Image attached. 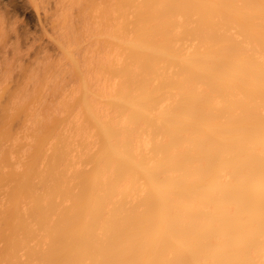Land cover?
Masks as SVG:
<instances>
[{
  "label": "bare ground",
  "instance_id": "bare-ground-1",
  "mask_svg": "<svg viewBox=\"0 0 264 264\" xmlns=\"http://www.w3.org/2000/svg\"><path fill=\"white\" fill-rule=\"evenodd\" d=\"M78 1L69 6L86 5ZM114 2L130 31L124 38L119 24L112 29L127 60L112 61L122 81L110 103L120 118L102 120L87 99L94 95L80 96L98 140L80 154L88 168L70 159L63 136L51 133L58 140L47 147L46 125L40 136L30 132L36 139L24 157L16 153L21 164L0 147V264H256L264 256V0ZM4 13L2 38L13 18ZM70 23L53 24L63 48L80 37ZM7 37L0 61L17 52ZM139 123L148 150L137 140Z\"/></svg>",
  "mask_w": 264,
  "mask_h": 264
},
{
  "label": "rangeland",
  "instance_id": "rangeland-1",
  "mask_svg": "<svg viewBox=\"0 0 264 264\" xmlns=\"http://www.w3.org/2000/svg\"><path fill=\"white\" fill-rule=\"evenodd\" d=\"M42 1H40V0H0V6H1L0 12L1 13L5 12L4 15L2 14V16L5 17L6 15H8V16L10 14L13 15V18L9 20L10 26L8 25V23L6 24V22H5V24H6V26L8 25L7 26L8 29L11 28V26H12V28L10 29L8 34H11V40L10 41H12V43L16 42L15 44L17 45V49H16L17 52L15 50L16 54H14V53H13L14 55L9 54V52H11V51L7 50L8 54L6 53V55H8V58L6 57V55H4L2 58V61H0L1 62L0 63V129L2 130V132L3 131L7 132V134L6 133L2 134V132L0 134V147L5 148L7 146L8 155H9V153H11L12 155L11 154L10 155L12 156L13 159H15L13 161L16 162L17 159L20 160L22 158L21 156H20L21 157L20 158L19 155H23V157H24L25 151H26V153L28 152L27 147L29 148V146L31 144H34V143H32L33 141L30 142V140L34 139V141H35L36 138L35 137L30 138L32 136L30 134V132L33 134L34 132L37 133V131H38L37 136H40L41 135L40 132H42L41 130H43L45 128V125H46V126H48V128H46L44 130H46L48 133V136H50L49 139H47L49 142L46 140L49 143V144L48 143L46 144L47 147H48V145H50L51 147L49 149H51L53 147V145H55L56 141L58 140V138H56V137L57 136L60 137V135L63 136V138H65L68 141V144L70 143L69 144L70 147L68 146L69 148H71V150H69V148H68V151L70 152V154H68V155L71 156L70 159H72L73 161H75L79 164V162H81L82 159L84 158V156L80 157V154L83 153L82 151L90 150L89 152L91 153L93 150L97 149V147H98L97 146L98 145L97 135L93 134L95 131L94 126H89L91 124L86 123L87 120L85 119L86 118L85 113H84L85 111L83 108L84 107V105H83L84 101L82 100L84 98L85 94H83V92L84 91H87L88 93L90 92L89 94H91V96L94 95L96 97V98H94V96L90 97V95L88 94L89 97H87V99L88 100L90 99V101H89L90 104L93 105L95 112H97L98 115H101L100 118L102 120L106 121V119H107V121H108L112 118L113 119L115 118V120L120 118V116L116 115V113L118 114V111L110 103V98L113 95V93L116 91V89H117L116 87H118V85H117L118 82L120 81L119 82V84H120L122 80L118 79V78H120V77H118V76H120V74H118V73L116 74L115 72L113 73L112 71H114V68L118 69V67H116L118 64H120L121 62H125L127 60H125V58H124L125 57L124 52H123L124 49L121 51V49H120L121 46L116 47L117 46V45H115V44H117L116 39L114 41H113V39L116 38L117 36H119L120 33H123V35L126 33L127 37H125L126 35H124V38H128L130 36V31L127 29H123L121 27L122 26V20H121L120 16L117 15V13H116L117 10L115 12V7L117 6V4H116V6L113 7L115 0L114 1L113 0H104V1L100 0L101 3H103V5L99 3V0H95V1L86 0V2L88 1V3H89L88 5L90 7L83 0L86 4V5H84V3L81 0L80 2H82V5L84 7L86 6L85 8L84 7L81 8L82 5H77L76 2H74V4L73 3L71 4V6L73 5V7H75L74 5L76 3V5L79 6L78 8L79 9L81 8L80 9L81 11L76 10V9H78L77 7L72 8L71 6H69L70 5L69 0L63 1L65 4L63 2H62V4H64V5H62L60 2L55 3L53 0H51L50 2H49V0H42ZM10 2H11V4H10ZM68 2H69V4H68ZM80 2L78 1L79 4H81ZM90 2L93 4H90ZM3 3H5V4H3ZM49 3H51V4H49ZM66 3H67V5H66ZM58 4L60 6L65 7V9L63 7H60V8H63L62 10L64 13L62 12V10H60L58 8L61 12L59 14L63 13V15L66 14L65 16L68 15V19H66V17H65V19H63V21H62L61 18L60 19L58 18V16H59V14L57 15V12L59 11L57 9ZM99 4L101 5V7H99V10H96L98 8V6H100ZM50 5H52V6H50ZM55 6H56V8H54ZM5 7L7 9H5V11H4L3 9ZM44 7H45V9H43ZM92 8L93 9L95 8V11ZM105 9H106V12H105ZM127 9H124V10H127ZM54 10H56V11H54ZM89 10L90 11L92 10L93 12L91 11V13H90ZM101 10H104V12L107 14V16H104ZM6 11L9 14H6ZM119 12L120 11L118 10V13ZM61 17L63 18L62 15H61ZM88 18H90V20ZM48 20H50V21H48ZM64 20H65L66 24L67 23L69 24L71 22L70 27H72L71 30H73V31L70 32V35H71V33L74 32L73 35L75 34V36H76L77 34H79L77 32H80V35H79L80 37L76 36L78 43H74L73 42L74 40H73V41H71L70 45L64 44V48H63V46H61L60 43H57L58 41L60 42L59 37H57L56 35L54 36L55 33L58 36H60V35H59V33L55 32L56 29L54 30L53 24L55 25V23H57L56 25H58V24L61 25L64 23ZM78 20H79V22L82 20L80 22L81 24L78 22ZM78 24H80V27L82 29H84L83 26L86 25L87 27L85 26V28H87L88 30L90 29L91 32L90 33L88 32L89 34H87L86 31H88V30L87 29H85V31L82 30ZM117 24L120 25V28L122 30L119 34H118V32H116L117 35L115 33L114 38H112V36L114 34L113 30L115 29ZM13 25H16V26L13 27ZM90 25H91V27H90ZM113 26H114V28H113ZM54 27L57 28V26H54ZM14 30H16L17 32L14 33ZM57 30H58V28H57ZM118 30H119V28H118ZM82 31L84 32V34H86L85 36L81 35V34H83ZM99 31H101L103 36L101 35V33ZM107 32H109V33H107ZM105 33L106 34L112 33V35L110 34L111 38L109 35L106 36ZM0 35H1V33H0ZM7 35H6V37H7ZM55 37L58 38V40H56ZM0 38H1L0 42H2L3 39H5L4 37L2 38V36ZM8 38H10V37L9 36L7 37V40L9 41ZM122 38H123V36H122ZM117 39H118V37H117ZM120 40H121V37H120ZM105 42H107V43H105ZM113 42H115L114 43L115 46L113 45V47H112ZM73 43H74V45H72ZM108 43L109 44L111 43L110 44L111 47L109 46ZM75 44L76 45L79 44L78 45L79 47L75 46ZM115 47H116V49L113 50V48H115ZM9 48L11 49V45H9ZM71 48L73 51L71 50ZM74 48L76 49L75 51H77V52L74 51ZM109 48L110 49L112 48L111 51ZM70 52L72 54L73 53H75V54L71 55ZM3 54H5V52ZM86 54H87V56H86ZM1 55H0V57H1ZM105 56H107V58L109 60V62L107 61L108 63L106 62L108 68L105 65L106 63L104 62L105 60H107ZM108 56H110V57H108ZM99 57H100V59H99ZM102 57H105V58L102 59ZM126 57H127V55H126ZM76 58L78 59V61H76L77 60ZM111 58H112V60H111ZM7 59H9V60H7ZM101 59L103 60L104 63H101L102 62ZM0 60H1V58H0ZM4 60H6L8 62L4 63V62H6ZM9 61H11V62H9ZM74 61H75V63H74ZM87 61H88V63H87ZM97 61H99V62H97ZM112 61H115L114 63H117V65H115L113 67L114 63H112ZM117 61H119L120 63ZM38 62H41L42 64H40ZM76 62H78L80 65H82V66H80L79 64H78L79 66L77 65L78 66L77 68L80 71L78 69H77L78 70L77 71L75 68V65L77 64ZM85 63L89 66V67L87 66L88 68L86 66H84V65H86ZM101 64L103 65L102 67H100ZM121 64H123V63H121ZM46 65H48V67ZM104 66H106V68ZM118 66H120V65H118ZM81 67H83V68H81ZM34 69H36V70H34ZM107 70H109V71L111 70V71L109 72ZM35 71H36V73L38 72V74L40 76V77L38 76V79H36V77H32V75L36 74ZM83 71L87 72V75L85 77H84V75L86 72L84 73ZM93 71H94V73H93ZM78 72H79V75H78ZM82 72L84 74L83 78H82V75L80 74ZM96 72H97V74H96ZM107 72L110 73V75ZM29 73L30 74L32 73V75H30ZM42 73H44L43 76L47 77V78L44 77L46 79L42 78L43 76L41 77ZM106 73L108 76H106ZM80 75H81V78H79ZM111 75H112V77H111ZM114 75H115V77H114ZM35 76H37V74ZM53 76L55 77V82L57 80V82L61 85V87L59 86V84L57 85V87L59 86V88H60L58 90L56 87L57 82H56V84H54L55 82L53 80H49V78L54 79ZM116 77H118V78L115 79ZM29 78H31V80H29ZM39 79H41L40 81H42V80L44 82L46 81L45 85L47 83L48 84L46 86H41V85H44V84H41L39 87V84L35 83V81H37V83H38ZM60 79L62 82L59 81ZM79 79L80 80L83 79L82 81H84V83H86L87 81L88 82H87V84H84ZM43 81L41 83H43ZM52 81H53V83H52ZM114 82H116V83L114 84ZM84 86H86V87H84ZM81 87H83V88H81ZM87 87H88V89H87ZM112 87H115V89L114 88L112 89ZM83 89H85V90H83ZM111 89L115 90V91H113V93H111L112 95L109 94L110 93L109 91ZM112 90H111V92H112ZM94 91H95V93H97V92L98 93L95 94ZM80 92H81V94H83V97L80 94ZM101 94H104V95H101ZM80 96L82 99L80 98ZM103 96H105V97H103ZM79 99L82 102L79 101ZM92 102H94V104ZM163 102H162V105L165 104V102L164 103ZM108 103L110 105H112L113 107L109 106ZM159 105H160V107L162 106L160 102H159ZM1 106H3L4 109H2ZM2 110H5V111H2ZM115 110L117 112H114ZM2 112H3V114H2ZM115 115L117 116V118ZM35 116H37V118ZM113 116H115V117H113ZM51 117H52V121L54 119L52 124L50 122ZM33 118H34V120H33ZM125 118L126 117L123 116V119H125ZM41 119H42V121L39 122ZM56 119H58V120H56ZM35 120H37V121H35ZM85 120H86V122H85ZM33 121L36 123H34ZM55 121H58V122H56V124H54ZM41 124H43V126H41ZM53 124L56 125L55 126L56 128H55V130L53 128L52 129L54 131L58 130L55 133H53L54 131L51 130V127H53L52 126ZM143 124L144 125H141V123H139V126H136L135 133L138 134L137 137L139 136V138L137 139V137H135V136L134 137H135V139L139 140L138 142L140 143V145L141 144L144 145V146L141 145L142 147L146 148L147 146H150V145H146V143L147 144L150 143V141H149L150 134H148V135L145 134V133H149V131L147 132V130L145 129L147 127V125H145V123H143ZM35 126L37 128H35ZM92 127H93L94 131H92ZM139 127L141 129H139ZM143 127H144V131H143ZM8 132L10 133L11 136H9ZM60 132L62 134H59ZM51 133L55 134L56 137L54 135H53L54 137H52ZM95 133H96V131H95ZM33 135L36 136L35 133ZM146 135H147V138H146ZM51 137H52V139L53 138L54 139L53 140L50 139ZM50 140H52V141H50ZM146 140L148 142H146ZM138 142H136V143L138 144ZM3 145H5V146H3ZM93 146H94V148H93ZM20 147H21L22 151L19 149ZM22 147H24V148H22ZM17 148L19 149V151H21L20 153H22V152L23 153L20 154ZM85 148H87V149H85ZM12 149H13V152H12ZM24 149H27V150L24 151ZM0 150H1L0 152H2L3 150H6V149L0 148ZM9 150H11V152H8ZM147 150H148V147H147ZM16 153L19 155H17ZM85 153H86V151H85ZM0 154H2V153H0ZM0 157H1V155H0ZM78 158H80V159L78 160ZM22 159H24V158H22ZM83 161H85V162H83ZM83 161L81 163H84L85 165L84 164H82V165L84 167L88 168V162L86 161L85 158ZM18 163H20V161ZM79 165L81 166V164H79ZM263 229H264V227H263ZM260 236H259V238H260ZM259 258H260V262L258 263ZM261 262H263V264H264V256L262 257V259H261V257L257 258V263L261 264Z\"/></svg>",
  "mask_w": 264,
  "mask_h": 264
}]
</instances>
